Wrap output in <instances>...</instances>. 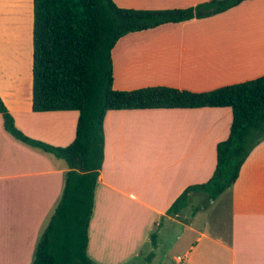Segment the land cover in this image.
Returning <instances> with one entry per match:
<instances>
[{"label": "crops", "instance_id": "1", "mask_svg": "<svg viewBox=\"0 0 264 264\" xmlns=\"http://www.w3.org/2000/svg\"><path fill=\"white\" fill-rule=\"evenodd\" d=\"M111 1L123 9L163 10L208 0ZM31 23V0H0V100L22 134L64 148L74 138L77 112L31 110ZM110 59L115 91L162 86L200 93L264 76V0L128 33ZM230 120L228 108L105 113L87 227L91 264H178L176 257L183 264H264V140L204 209L165 215L185 188L210 178L215 145L227 137ZM67 171L63 160L13 140L0 118V264L32 263ZM162 228L175 231L170 242L178 254H157Z\"/></svg>", "mask_w": 264, "mask_h": 264}, {"label": "trees", "instance_id": "2", "mask_svg": "<svg viewBox=\"0 0 264 264\" xmlns=\"http://www.w3.org/2000/svg\"><path fill=\"white\" fill-rule=\"evenodd\" d=\"M243 1L249 0L134 10L119 8L111 0H31V110L77 112L72 142L56 148L16 129L0 100L3 130L18 143L63 160L68 169L31 264H91L86 255L87 227L103 159L102 121L107 111L228 108V134L215 145L210 178L185 188L165 215L178 214L191 194H202L204 204L193 209L194 214L233 184L250 151L264 140V76L200 93L162 86L115 91L110 51L128 33L210 17ZM149 238L154 245V233Z\"/></svg>", "mask_w": 264, "mask_h": 264}, {"label": "rangeland", "instance_id": "3", "mask_svg": "<svg viewBox=\"0 0 264 264\" xmlns=\"http://www.w3.org/2000/svg\"><path fill=\"white\" fill-rule=\"evenodd\" d=\"M196 196L197 197L190 199L187 204V207L181 210L182 214L188 213L190 212L191 209H195L203 205L205 201V196L202 194H197ZM217 212L219 214V209H217ZM201 219H203V215L199 214L196 221L198 222ZM210 219H211V216H210ZM211 221L213 220L211 219ZM174 234H175V231H173L172 229L167 230L165 228H162L160 230V235L157 240V251H156L157 254L162 256L164 253H166L167 255L171 256V255H176L179 253L178 252L179 246L178 245L172 246L170 242L173 240ZM147 250H148V246L145 245L141 250L142 254L147 253ZM169 256H167V260H169Z\"/></svg>", "mask_w": 264, "mask_h": 264}, {"label": "built area", "instance_id": "4", "mask_svg": "<svg viewBox=\"0 0 264 264\" xmlns=\"http://www.w3.org/2000/svg\"><path fill=\"white\" fill-rule=\"evenodd\" d=\"M176 262L178 264H183V259H181V257H176Z\"/></svg>", "mask_w": 264, "mask_h": 264}]
</instances>
